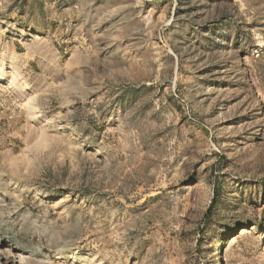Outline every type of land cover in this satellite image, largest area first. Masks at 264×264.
Masks as SVG:
<instances>
[{
  "label": "rangeland",
  "instance_id": "374dc122",
  "mask_svg": "<svg viewBox=\"0 0 264 264\" xmlns=\"http://www.w3.org/2000/svg\"><path fill=\"white\" fill-rule=\"evenodd\" d=\"M0 264H264V0H0Z\"/></svg>",
  "mask_w": 264,
  "mask_h": 264
}]
</instances>
